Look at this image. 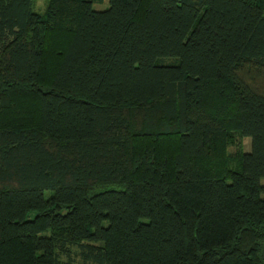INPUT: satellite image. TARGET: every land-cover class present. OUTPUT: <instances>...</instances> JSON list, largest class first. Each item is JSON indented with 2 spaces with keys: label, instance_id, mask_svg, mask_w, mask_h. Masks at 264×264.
I'll return each mask as SVG.
<instances>
[{
  "label": "trees",
  "instance_id": "obj_1",
  "mask_svg": "<svg viewBox=\"0 0 264 264\" xmlns=\"http://www.w3.org/2000/svg\"><path fill=\"white\" fill-rule=\"evenodd\" d=\"M101 2L0 0V264H264V0Z\"/></svg>",
  "mask_w": 264,
  "mask_h": 264
},
{
  "label": "rangeland",
  "instance_id": "obj_2",
  "mask_svg": "<svg viewBox=\"0 0 264 264\" xmlns=\"http://www.w3.org/2000/svg\"><path fill=\"white\" fill-rule=\"evenodd\" d=\"M107 6H108V0H102L100 4L98 3L92 4L91 8L94 11H102L106 9ZM45 9H46V0H33L32 11L34 13H36L39 16H43L45 13ZM236 147H239L241 151L247 152L249 149V139L244 138V139L236 140L234 146L228 147V151L232 153L235 151ZM45 196H47V194H45Z\"/></svg>",
  "mask_w": 264,
  "mask_h": 264
}]
</instances>
